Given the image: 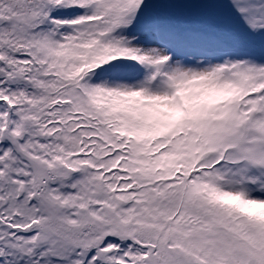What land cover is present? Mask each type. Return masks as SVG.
<instances>
[{"label":"snow or ice","instance_id":"snow-or-ice-1","mask_svg":"<svg viewBox=\"0 0 264 264\" xmlns=\"http://www.w3.org/2000/svg\"><path fill=\"white\" fill-rule=\"evenodd\" d=\"M0 264H264V0H0Z\"/></svg>","mask_w":264,"mask_h":264}]
</instances>
